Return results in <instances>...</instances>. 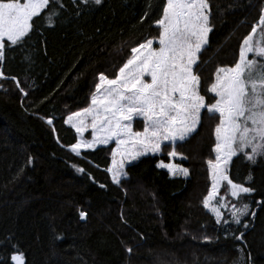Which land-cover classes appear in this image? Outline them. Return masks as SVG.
<instances>
[{"label": "trees", "instance_id": "16d2710c", "mask_svg": "<svg viewBox=\"0 0 264 264\" xmlns=\"http://www.w3.org/2000/svg\"><path fill=\"white\" fill-rule=\"evenodd\" d=\"M165 2L50 0L54 26L42 19L45 9L22 45H6L0 62L8 77L0 80V264H14L10 257L17 252L26 264H264V157L252 163L238 155L231 164L233 181L253 193L236 200L226 184L220 192L229 204L247 202L254 218L236 224L226 214L228 222L217 224L203 207L215 118L202 113L196 133L178 143L187 159L177 162L189 169L187 178L158 167L171 162L168 144L129 165L119 185L107 172L113 144L79 156L70 150L78 134L66 123L68 115L90 106L99 73L112 78L131 47L158 37L155 20ZM209 4L213 31L201 53L202 94L218 66L238 59L240 43L264 10V0ZM207 97L211 101V93Z\"/></svg>", "mask_w": 264, "mask_h": 264}, {"label": "snow or ice", "instance_id": "6c2138e0", "mask_svg": "<svg viewBox=\"0 0 264 264\" xmlns=\"http://www.w3.org/2000/svg\"><path fill=\"white\" fill-rule=\"evenodd\" d=\"M88 2L84 0L85 4ZM93 2L99 5L102 0ZM49 5L50 0H0V62L5 60L6 45H22L33 30L34 18L41 17L45 9L48 12L42 19L54 26L56 14ZM210 16L209 0H166L162 14L155 20L158 37L131 47L126 62L112 78L99 73L90 106L68 115L66 123L79 135V141L70 146L77 156L81 149L115 142L107 172L119 185L127 175V164L161 152L165 142L171 148L170 157L187 159L177 151L178 142L182 147V142L196 133L202 113L215 118L218 122L214 127V157L206 160L211 188L202 203L217 224L228 222L221 209H229L231 221L240 224L249 214L255 217L250 205L242 202L237 206L229 204L225 197H217L225 184L228 194L236 200L253 193L252 187L233 181L231 164L238 155L252 163L264 157V10L240 43L238 59L232 66H218L214 80L209 81L202 94L201 53L213 31ZM7 78L0 68V80ZM11 79L27 96L20 81ZM207 93H211V101ZM138 118L142 120L141 131L133 127ZM47 123L53 122L49 119ZM88 129L91 138L85 139ZM158 167L166 168L172 176H189V169L176 163L161 161ZM87 215L85 211L79 213L82 220ZM236 238L242 239L243 234ZM127 251L131 253L132 249ZM10 259L14 264H26L22 252Z\"/></svg>", "mask_w": 264, "mask_h": 264}, {"label": "rangeland", "instance_id": "374dc122", "mask_svg": "<svg viewBox=\"0 0 264 264\" xmlns=\"http://www.w3.org/2000/svg\"><path fill=\"white\" fill-rule=\"evenodd\" d=\"M157 45L156 44H154V47H156ZM146 79H149V78H147L146 77ZM70 125V124H69ZM71 126V125H70ZM133 127H134V130H136V131H141L142 130V120H140L139 118L138 119H136V120H134V122H133ZM84 138L85 139H90L91 138V129H88L85 133H84ZM78 141H79V135H78ZM179 143V142H178ZM111 144H113L114 145V147H115V142H113V143H111ZM111 144H109V145H111ZM165 144H167V142H165ZM164 144V145H165ZM109 145H99V146H97V147H100V146H109ZM164 145H162V148L164 147ZM96 147V148H97ZM85 150H88V149H81V152L82 151H85ZM160 153V152H159ZM159 153H156V154H159ZM148 155H155V154H148ZM148 155H145V156H148ZM145 156H142V157H140L139 159H137V160H134V161H132L131 163H129V164H127L126 165V167H125V171H126V168L129 166V165H131V164H133V163H135V162H137V161H139L140 159H142L143 157H145ZM178 159L177 158H171V162H169V163H176V164H178ZM167 164V163H166ZM183 167V166H182ZM166 169V168H165ZM111 175V174H110ZM173 177H183V176H173ZM123 178V177H122ZM121 178V179H122ZM222 188H223V186L220 188V192H221V190H222ZM220 197H225V196H223V195H219L218 197H217V200H219L220 199ZM226 199V198H225ZM221 211H222V213H223V217L225 218V216H226V214H230V211H229V209H221ZM231 215V214H230ZM214 216V215H213ZM215 217V216H214ZM216 219V218H215ZM222 222H223V220H222ZM221 222V223H222Z\"/></svg>", "mask_w": 264, "mask_h": 264}]
</instances>
